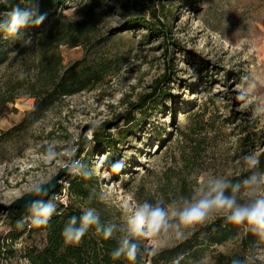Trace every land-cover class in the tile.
Returning a JSON list of instances; mask_svg holds the SVG:
<instances>
[{
	"label": "rangeland",
	"instance_id": "rangeland-1",
	"mask_svg": "<svg viewBox=\"0 0 264 264\" xmlns=\"http://www.w3.org/2000/svg\"><path fill=\"white\" fill-rule=\"evenodd\" d=\"M91 7L93 30L75 45H60L58 54L62 71L104 65L102 77L54 99L25 128L18 126L38 88L37 42L25 40L0 65V264H28L21 249L43 240L38 232L28 238L26 226L11 238L9 207L48 183L70 158L94 169L91 202L99 204L104 223L120 226L137 203L167 206L190 198L212 176L242 181L252 171L249 155L264 170V113L256 111L264 102V0H68L56 13L77 22ZM243 77L257 88L242 101ZM50 143L58 155L45 163ZM117 162H123L119 170ZM246 199L242 191L239 200ZM211 226L227 237L211 241ZM140 244L139 264H221V255L264 264V239L227 223L224 214L182 240L168 233Z\"/></svg>",
	"mask_w": 264,
	"mask_h": 264
},
{
	"label": "clouds",
	"instance_id": "clouds-1",
	"mask_svg": "<svg viewBox=\"0 0 264 264\" xmlns=\"http://www.w3.org/2000/svg\"><path fill=\"white\" fill-rule=\"evenodd\" d=\"M27 7L16 5L0 19V33L5 38L20 39L23 37L22 30L30 24L39 26L45 16L38 15V8L33 0H28ZM244 84L240 87L239 99L246 100L252 96L257 88L255 80L249 81L248 77L242 78ZM256 111L264 113V102L256 106ZM54 144H49L43 154L45 163H51L57 158ZM74 156V153L72 154ZM245 161L252 169L251 174L242 181L232 183L222 176L209 177L203 184L198 186L190 198L174 200L167 206L164 202L157 201L155 204L147 201L137 203L133 208L126 209L127 216L123 226L116 223H102L100 215L93 207H86L79 217L72 216L62 231V236L67 244H78L82 238L94 229L95 232L108 240L117 232H122L117 243L118 246L112 251L114 259L121 257L135 262L141 251V239L154 240L162 234L171 233L178 240L185 238L186 232L205 224L217 214H224L227 223L242 227L250 235L264 239V170H259V161L254 155L245 157ZM64 169L85 179H91L94 169L81 159L70 158L64 163ZM123 167V162L113 165L115 170ZM245 191L247 199L240 202L239 194ZM34 197L47 196V188L42 184H36L30 191ZM101 195L100 199H106ZM89 202L93 199L90 194ZM57 200L55 195L50 199H32L26 202L29 215L16 222L18 229H23L28 223L35 228L47 227L52 217L57 212ZM173 264H178V260ZM232 264H254L252 256L243 259H233Z\"/></svg>",
	"mask_w": 264,
	"mask_h": 264
},
{
	"label": "trees",
	"instance_id": "trees-1",
	"mask_svg": "<svg viewBox=\"0 0 264 264\" xmlns=\"http://www.w3.org/2000/svg\"><path fill=\"white\" fill-rule=\"evenodd\" d=\"M67 2L68 0H33V3L38 8L37 14L45 16L43 23L39 26L30 24L22 30L23 37L20 39L5 38V34L0 33V65L4 64L27 39H34L39 47L37 62L34 66V79L38 88L33 90L31 97L34 98V103L29 110L25 111L24 117L18 126L20 129L29 126L37 120L49 109L54 99L82 91L88 87L90 80L102 77L104 65L100 66L99 70L96 71L90 68H83L82 70L71 68L62 71V61L58 54V47L65 43L75 45L74 39L87 36L93 30L95 23V14L92 7L85 14V18L77 22H70L66 18L61 17L56 11L58 8L64 7ZM16 5L29 6L28 0H13L0 3V19L6 18L5 14ZM156 33L159 32L156 31ZM6 101L13 102L14 98ZM190 118L191 116L188 115L187 119ZM195 130V127L187 129L190 135L194 134ZM181 133L183 135L185 132ZM114 142L113 140L111 141V143ZM195 148L196 146L193 149ZM96 182L97 179L94 176L91 179H85L78 175L66 174L60 179L55 191L47 196L36 198L47 200L54 195H61L64 183L67 185L66 205L57 201L58 214L52 217L47 227L35 228L28 223L25 224L28 228L26 230L28 238H31L37 232L43 234V240L40 245L32 243L21 249V257L28 264H139L140 259L138 257L135 262L129 261L124 257L114 259L111 253L118 246V240L114 237L105 240L94 229H90L78 244H67L64 241L62 231L72 216L79 217L86 207H93L97 212L100 210L99 204L94 205L88 199L91 193L89 184H97ZM9 215L13 228L11 238H13L15 233L21 230L16 227V222L29 215L28 208L12 205L9 207ZM100 219L104 223L101 216ZM210 229V231L206 232V235L213 242L220 243L227 237L225 230L216 232L214 226H211ZM251 243L252 238L250 237ZM178 249L179 247L172 249L171 253L176 254ZM8 253L12 252L9 251ZM2 254L4 255V253ZM233 259L242 258L237 255L228 257L221 255L220 261L221 264H232Z\"/></svg>",
	"mask_w": 264,
	"mask_h": 264
},
{
	"label": "water",
	"instance_id": "water-1",
	"mask_svg": "<svg viewBox=\"0 0 264 264\" xmlns=\"http://www.w3.org/2000/svg\"><path fill=\"white\" fill-rule=\"evenodd\" d=\"M68 174V172L65 169H62L56 176H54L48 183L42 184L47 188V195L50 194L51 192L55 191L58 187V184L60 183V179L62 176ZM37 197H34L30 195V193L21 198L18 202V206L22 208H27L26 202L30 201L32 199H36Z\"/></svg>",
	"mask_w": 264,
	"mask_h": 264
},
{
	"label": "built area",
	"instance_id": "built-area-1",
	"mask_svg": "<svg viewBox=\"0 0 264 264\" xmlns=\"http://www.w3.org/2000/svg\"><path fill=\"white\" fill-rule=\"evenodd\" d=\"M65 193H66V191L63 190L61 195L56 196V197H58L57 201H59L60 203H62L64 205H66V201H67V195Z\"/></svg>",
	"mask_w": 264,
	"mask_h": 264
}]
</instances>
